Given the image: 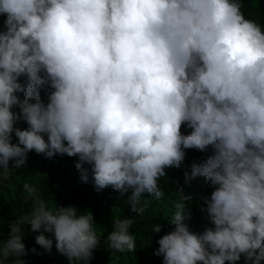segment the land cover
Here are the masks:
<instances>
[{"label": "clouds", "instance_id": "1", "mask_svg": "<svg viewBox=\"0 0 264 264\" xmlns=\"http://www.w3.org/2000/svg\"><path fill=\"white\" fill-rule=\"evenodd\" d=\"M241 8V0H0V169L22 167L33 150L78 157L82 182L131 191L136 213L142 195H162L159 179L181 167L185 150L199 159L212 148L185 173L186 183L204 177L213 187L204 200L212 227L190 230L192 197L180 188L174 229L154 255L163 264H262L264 31ZM95 224L90 211L36 199L9 221L0 264H24L25 225L46 251L52 233L69 264H89L100 246ZM132 225L114 220L111 248L135 251Z\"/></svg>", "mask_w": 264, "mask_h": 264}, {"label": "trees", "instance_id": "2", "mask_svg": "<svg viewBox=\"0 0 264 264\" xmlns=\"http://www.w3.org/2000/svg\"><path fill=\"white\" fill-rule=\"evenodd\" d=\"M241 3V11L245 18L258 23L264 31V0H241ZM4 19L5 17L0 16V28H3ZM24 80L25 78L21 77L22 83ZM51 91L48 86L40 90L45 103ZM20 95L23 98V94ZM16 126L21 129L28 127L24 121H18ZM181 132L186 135L191 129L187 125H182ZM17 140L13 133L12 142L16 143ZM185 151L186 156L181 167L166 168V176L159 179L162 195L159 198L148 194L142 195L138 205L142 211L133 213L130 211L128 201L131 191L121 195L112 187H108L97 192L91 178L86 183L82 182L81 171L76 168L78 157L57 154L48 159L33 150L28 154L22 167L17 168L15 162L10 161L8 169H0V230H2L0 239L6 241L9 238L10 220L30 214L34 201L42 199L52 210L58 206L71 205L80 211L87 210L93 214L96 221L94 230L100 237V246L94 250V259L89 264H163V257L154 255V251L159 247L158 239L174 229L171 219L177 210L176 204L181 201L180 188L192 197V201L187 202L191 219L185 221L190 230L202 233L206 227H212L204 200L210 197L213 187L204 177H196L186 183L185 173L191 172L193 164L205 162L213 154V150L209 148L204 151L199 159L198 150ZM25 184L35 187L34 195H29L25 191ZM124 218L133 221L129 232L134 236L136 248L132 252H119L111 248L107 241L108 234L113 230L114 220ZM154 225H160L159 233L153 230ZM39 234L32 232L30 226H24L22 242L25 244L26 255L21 257L24 264H69L67 257L56 250L54 235L44 233L47 238L53 240V247L49 252L36 244L35 237ZM14 259L15 257L9 258L5 264H12ZM237 264H245L244 259L241 258Z\"/></svg>", "mask_w": 264, "mask_h": 264}]
</instances>
